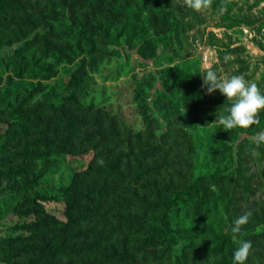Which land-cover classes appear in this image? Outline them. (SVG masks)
Instances as JSON below:
<instances>
[{
  "label": "rangeland",
  "instance_id": "1",
  "mask_svg": "<svg viewBox=\"0 0 264 264\" xmlns=\"http://www.w3.org/2000/svg\"><path fill=\"white\" fill-rule=\"evenodd\" d=\"M81 1L78 12L95 6L121 14L114 19L115 28L121 29L118 41L108 43L100 35L92 37L94 51L91 56L85 54L86 68L79 74L81 84L75 89L76 94L86 95L80 98L81 104L97 107L88 110L73 103L57 102L55 110L35 108L44 121L27 135L6 136L9 152L20 150L24 144L33 149L34 139L46 128L51 153L45 160L47 172L43 177L50 183L66 185L74 172L90 166L103 167L98 173L93 170L76 177L89 187L105 188L99 194H92L91 201V205L99 203L102 214L93 219L94 226L93 222H82L73 228L87 233L93 230L95 234L105 229L102 233L108 235L109 241L120 237L118 232L123 228L122 222H126L124 217L129 215L146 228L156 225L157 217L162 215L169 222L181 220L185 211L175 213L162 208L147 211L142 204L154 200L156 189L163 196L184 193L189 182L193 184L186 202L192 201L187 206L219 195V205L224 207L230 224L251 211L252 216L244 226H253L254 232L262 230L264 144L256 147L252 138L264 131V110L262 115L259 113L258 125L224 130L215 121L221 115H229L231 102L219 90L207 92L203 68L207 63L218 76L243 75L264 94V0H226L227 11L223 14L217 12L221 0H213L211 9L203 12L188 8L184 0ZM41 7L64 11L60 0L1 3L0 37H9L7 28H17L23 17L37 15ZM102 16V21L108 18L104 13ZM10 17L15 22L4 25ZM14 48L15 45L0 46V86L13 72L12 65H5L2 57L11 54ZM35 48V44L30 45L26 52ZM82 56L70 64L54 66L56 72L49 78L32 79L39 92L26 108L32 110L42 103L43 94L60 93L66 68H74ZM226 56L230 57L227 62ZM25 86L30 88L28 84ZM67 116H71L72 122H68ZM3 117L0 116V133L4 135L9 127L2 122ZM64 138L65 148L60 154L56 147ZM253 149L258 153L256 156L252 155ZM99 160H103V165ZM20 162L21 159H14L8 165ZM30 163L31 169L42 166L40 159ZM125 201L131 204L128 209L122 205ZM42 208L40 217L66 220L64 202L46 201ZM190 212L193 213L192 208ZM13 216L6 210L0 211V236L6 235ZM115 228L118 231L112 230ZM196 231L207 237L213 229L207 225ZM47 233L50 235V231ZM87 236V239L68 240L62 263L111 264L100 255L92 235ZM132 238L135 245L140 244L139 239ZM240 241L252 243L245 264H264V238L254 235L236 239L231 251L212 253L190 249L179 263L221 264L225 258L233 260L231 255ZM72 246L82 247L76 251ZM172 246L161 241L144 245L134 259L138 264H171Z\"/></svg>",
  "mask_w": 264,
  "mask_h": 264
},
{
  "label": "trees",
  "instance_id": "2",
  "mask_svg": "<svg viewBox=\"0 0 264 264\" xmlns=\"http://www.w3.org/2000/svg\"><path fill=\"white\" fill-rule=\"evenodd\" d=\"M12 1L14 0H0V5L1 3L8 5ZM60 3L64 10L62 13L53 8L41 7L37 15L23 17L17 28H7L10 32L9 37H0V46L15 45L11 54L2 57L5 59V65L8 67L12 65L13 72L5 77L3 86H0V116L5 117L1 121L9 127L4 135L0 133V211L6 210L14 216L6 235L0 236V262L2 264H64L61 256L68 247V240L87 239V235H92L91 238L100 249V255L111 264H138L134 259L137 250L143 249L144 245L154 244L156 241L169 242L170 245H174L170 249L171 264H180V258H185L190 249L196 252L212 253L233 249L231 245L234 242L231 232L233 225L227 221L223 211L224 207L219 205V195H213L205 201L187 206L192 201L186 202V195H190L192 182L188 183L184 193L177 192L170 196H163L156 189L154 200L149 204H142L147 211H156L161 208L167 211L172 209L175 213L185 211L181 220L169 222L165 219L166 215H162L157 217L156 225L146 228L129 215L124 217L126 222H122L121 227L123 228L118 232L120 237L109 241L108 235L102 233L106 231L105 229H100L95 234L93 230L87 233L85 230L73 228L80 226L82 222H93L94 226L96 220L93 219L102 214L98 210L99 203L91 205V201L93 200L92 194H99L105 188H96L94 185L89 187L86 183L82 184L81 180L76 177H82L93 170L98 173L104 170L103 167L92 168L90 166L84 171L74 172L66 185L50 183L51 181L43 177L47 172L45 160L50 157L51 153V143L47 140L46 128L41 130V135L34 139L33 149L24 144L20 150L9 152L10 144L7 137L13 138L17 135L32 133L33 129L44 121L36 113L35 108L55 110L57 102L60 104L73 103L88 110L97 107L93 104H81L80 98L86 95L85 93L76 94L75 89L81 84L79 74L84 73L82 71L86 68L85 54L91 56L94 51L95 39L92 37L100 35L108 43L118 41L121 29L115 28L114 19L121 14L95 6L78 12L77 10L82 5L81 0H60ZM103 13L108 15L105 21L101 20ZM14 22V17H10L4 25ZM111 31L114 32L111 34ZM33 44L36 48L26 52V49ZM79 56L82 58L74 68H66V77L61 81L63 88L60 93L43 94L42 103L33 107L32 110L26 108L27 104L34 100L35 94L39 92L32 79L49 78L56 72L54 66L70 64ZM26 84L30 85V88H27ZM67 118L68 122H72L71 116ZM71 127L68 130L70 133ZM129 130L132 131V128ZM65 140V138L61 140L56 147L60 154L64 152ZM14 159H21V162L13 166L8 165ZM39 159L42 166L37 170L31 169L30 162ZM108 166L109 170H112V167ZM208 178H212V175ZM46 201L65 203L66 220L64 222L55 218H47L46 215L40 217L44 212L43 203ZM122 205H125L127 209L131 206L128 201L122 202ZM191 208L193 213L190 212ZM29 218H34V221H29ZM41 224L45 228H39ZM207 225L213 229L210 236L205 237L196 231ZM112 230L118 231L117 228ZM141 235L143 237H140ZM251 235L264 238V228L259 232H254L253 226H244L236 239L247 238ZM132 237L139 239L140 244L135 245ZM238 246L239 244L236 243L235 250ZM81 247L72 246V249L78 251ZM231 256L233 258V255ZM220 263L233 264V260L225 258Z\"/></svg>",
  "mask_w": 264,
  "mask_h": 264
},
{
  "label": "clouds",
  "instance_id": "3",
  "mask_svg": "<svg viewBox=\"0 0 264 264\" xmlns=\"http://www.w3.org/2000/svg\"><path fill=\"white\" fill-rule=\"evenodd\" d=\"M184 4L197 12H203L211 9L213 0H184ZM226 11V0H221L217 12L223 14ZM224 59L227 62L230 57L226 56ZM203 71L205 72L203 75L204 86L207 88V92L211 94L219 90L222 95L227 97V101L231 102L228 109L229 115L219 116L215 123L222 125L223 129L227 131L237 127L248 129L259 124V113L264 110V94L261 93L255 82L247 81L243 75H233L230 78L218 76L217 72L207 63L204 65ZM252 140L256 147L264 144V131H260ZM257 154L256 150L253 149L252 155L256 156ZM98 163L103 165V160H99ZM251 216L252 212L248 211L233 221L231 232L234 241L242 232V227L249 222ZM251 250V241H240L233 254V264H245Z\"/></svg>",
  "mask_w": 264,
  "mask_h": 264
}]
</instances>
